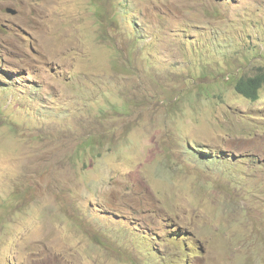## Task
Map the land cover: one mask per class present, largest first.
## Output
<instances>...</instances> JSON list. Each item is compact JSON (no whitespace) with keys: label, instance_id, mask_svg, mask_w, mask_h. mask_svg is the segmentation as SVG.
Listing matches in <instances>:
<instances>
[{"label":"rangeland","instance_id":"obj_1","mask_svg":"<svg viewBox=\"0 0 264 264\" xmlns=\"http://www.w3.org/2000/svg\"><path fill=\"white\" fill-rule=\"evenodd\" d=\"M260 70L264 0H0V264H264Z\"/></svg>","mask_w":264,"mask_h":264},{"label":"trees","instance_id":"obj_2","mask_svg":"<svg viewBox=\"0 0 264 264\" xmlns=\"http://www.w3.org/2000/svg\"><path fill=\"white\" fill-rule=\"evenodd\" d=\"M263 86H264V73L261 72L254 78L242 79L237 81L235 85V90L238 94H240L246 99L252 101H258L260 98L259 92ZM95 140L96 137L91 138L87 141V144L92 145Z\"/></svg>","mask_w":264,"mask_h":264},{"label":"clouds","instance_id":"obj_3","mask_svg":"<svg viewBox=\"0 0 264 264\" xmlns=\"http://www.w3.org/2000/svg\"><path fill=\"white\" fill-rule=\"evenodd\" d=\"M261 72H263L264 73V70H260L255 76H252V77H242V78H240L239 80H242V79H248V78H254V77H256L258 74H260ZM238 80V81H239ZM237 83V82H236ZM236 85V84H235ZM234 89H235V86H234ZM263 89H264V86L261 88V90H260V92H259V96L261 97V93H262V91H263ZM236 91V90H235ZM236 94H238L237 92H235ZM240 95V94H239ZM241 96V95H240ZM243 97V96H242ZM244 98V97H243ZM213 99V98H212ZM246 99V98H245ZM247 100H249V99H247ZM259 100H260V98H259ZM258 100V101H259ZM249 101H251V102H258V101H252V100H249ZM216 103L218 104V105H224V103L221 101V100H217L216 101ZM137 105V104H136ZM172 110H173V108H171ZM169 113H171V111L169 110ZM89 139H91V137L89 138ZM89 139H87V141L89 140ZM87 141H86V144H87ZM88 147L89 148H91V149H94V147H95V145H90V144H88Z\"/></svg>","mask_w":264,"mask_h":264},{"label":"water","instance_id":"obj_4","mask_svg":"<svg viewBox=\"0 0 264 264\" xmlns=\"http://www.w3.org/2000/svg\"><path fill=\"white\" fill-rule=\"evenodd\" d=\"M7 13H9V14H11L13 16L18 14V12L16 10H14V9H7Z\"/></svg>","mask_w":264,"mask_h":264},{"label":"bare ground","instance_id":"obj_5","mask_svg":"<svg viewBox=\"0 0 264 264\" xmlns=\"http://www.w3.org/2000/svg\"><path fill=\"white\" fill-rule=\"evenodd\" d=\"M264 104V103H263ZM175 151V150H174ZM168 171V170H167ZM171 175H173V174H171ZM153 176V175H152ZM174 179V178H173ZM157 180V179H156ZM174 183V182H173Z\"/></svg>","mask_w":264,"mask_h":264}]
</instances>
